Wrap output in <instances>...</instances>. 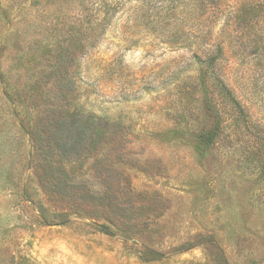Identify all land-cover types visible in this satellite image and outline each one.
Returning <instances> with one entry per match:
<instances>
[{"label":"rangeland","instance_id":"1","mask_svg":"<svg viewBox=\"0 0 264 264\" xmlns=\"http://www.w3.org/2000/svg\"><path fill=\"white\" fill-rule=\"evenodd\" d=\"M110 3L0 0V264H264V0Z\"/></svg>","mask_w":264,"mask_h":264},{"label":"trees","instance_id":"2","mask_svg":"<svg viewBox=\"0 0 264 264\" xmlns=\"http://www.w3.org/2000/svg\"><path fill=\"white\" fill-rule=\"evenodd\" d=\"M117 4H118V0H111L110 7L107 8L105 5L104 7L107 8L108 10L113 9L111 11L114 12L115 10L114 8ZM206 64H207V67L205 69L211 68L213 64V58H210L206 62ZM206 74H207V71H203V68H202L201 74L199 77V80H200L199 83L201 87L205 86ZM205 95H207L206 91H205ZM208 102L209 101L205 102L206 116L211 117L213 115V110H212V107L208 104ZM98 124H102L101 126L104 129L102 134L99 133L100 136L107 135V133L111 130V127H109L108 123L106 122L102 123V119L97 118L96 116H92V115L84 116L82 113L74 114L72 116L70 125L67 127V129H66V126L64 127L63 123L60 122L56 130L51 132L50 140L53 141V143L56 146L48 148L47 151L48 152L50 151V153H53L55 151L61 150V152H59L60 153L59 156L61 157V159L65 158L67 159L68 162L73 161L71 159H75L81 156V154L83 153L82 152L83 149H85L88 143L91 142V139L94 133L93 128ZM217 132H218V124H215L210 130L201 134L200 137L197 138L198 151L201 152V149H203L204 147H209L215 140ZM114 133L115 132H113L112 135H114ZM52 136L55 140H53ZM40 147L43 148L42 146ZM46 172L44 171V176H42V178L45 179L46 177V179H50V177H47L50 174H51L50 175L51 177H54L53 175L54 170L52 172H49L46 170ZM89 198H91L92 200H95L100 205H105L108 199H109L108 201L109 204H111L112 201H115L114 197L106 196V195L101 196V197H95L94 195L91 194L89 195ZM150 254L153 257H155V259L156 257H158V254H156L155 252H150ZM217 254L220 257L221 264H226L224 260V256L219 251Z\"/></svg>","mask_w":264,"mask_h":264}]
</instances>
